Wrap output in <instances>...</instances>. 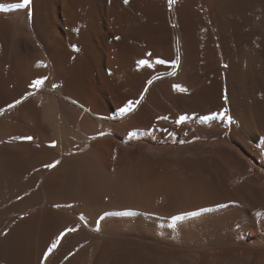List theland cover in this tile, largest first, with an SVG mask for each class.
I'll return each instance as SVG.
<instances>
[{"label": "bare ground", "instance_id": "bare-ground-1", "mask_svg": "<svg viewBox=\"0 0 264 264\" xmlns=\"http://www.w3.org/2000/svg\"><path fill=\"white\" fill-rule=\"evenodd\" d=\"M20 2L0 264H264V0Z\"/></svg>", "mask_w": 264, "mask_h": 264}, {"label": "snow or ice", "instance_id": "snow-or-ice-1", "mask_svg": "<svg viewBox=\"0 0 264 264\" xmlns=\"http://www.w3.org/2000/svg\"><path fill=\"white\" fill-rule=\"evenodd\" d=\"M129 2V0H124V3L127 4ZM32 0H22V2L17 3L15 5H13L14 8L16 9H27L31 6ZM169 3H175V0H169ZM0 11H5V9L0 8ZM158 63H164V61H158ZM141 65H147V61H140ZM44 83V81L42 79H37L34 83H33V87L39 88L42 84ZM181 91H186L185 89H180ZM17 103H19V101H17ZM15 105H12V107H14ZM134 110L133 108V102L129 101L128 104L120 109L121 114H128L130 112H132ZM223 118L227 119L226 116H224ZM184 117H181V122L184 120ZM27 140L31 141L32 137H27ZM55 146V145H53ZM59 164V161H56L54 164H50L48 165V167L50 168H54L56 167V165ZM258 215L264 216V213H258ZM179 219V217L177 218ZM75 229H69L68 231H74ZM64 234H62L63 236ZM62 238V237H61ZM59 243V239L57 240V244ZM57 244H53L52 249H55ZM52 249H49V253L52 251ZM45 260H47V256L44 257Z\"/></svg>", "mask_w": 264, "mask_h": 264}]
</instances>
